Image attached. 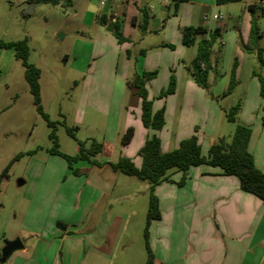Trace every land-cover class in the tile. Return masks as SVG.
Listing matches in <instances>:
<instances>
[{
	"label": "rangeland",
	"instance_id": "1",
	"mask_svg": "<svg viewBox=\"0 0 264 264\" xmlns=\"http://www.w3.org/2000/svg\"><path fill=\"white\" fill-rule=\"evenodd\" d=\"M72 1L74 3L77 0ZM99 1H81L77 10L78 18L83 13L85 19L80 25L78 20L72 17V9L65 5L0 0V39L15 41L27 36L29 48L27 60L40 70L41 104L48 118L54 122V133L60 151L69 155L76 152V140L66 132V126H73L79 140L94 138L104 141L102 152L94 157L96 160L102 158L103 161H107L116 158L121 145L120 138L125 131L122 123L126 111L121 106H129L136 112L140 110V107H137L139 96L126 85L127 79L140 69L156 70L154 77L147 80L145 86L152 106L157 109L165 106L167 109L168 125L163 128V145L166 151L174 147L176 139L179 142L180 139L196 133L202 144V153L206 154L209 145L218 137L223 136L229 141L236 122H246L254 132V139L259 140L263 137L264 99L259 95L258 80L252 71L255 70L264 77V14L258 7H255L252 13L246 7L249 3L255 2L243 3L239 0L232 3L229 10L225 7L219 9L223 18L228 11L233 17L229 21L226 17L215 22L221 29L223 42L219 45L217 40L212 46L210 58L216 66L208 73L207 88H202L191 77V68H188V64L195 56L198 40L206 37L205 34H197L193 45L182 47L180 52L159 51L162 45L160 43L163 41H170L174 46L172 31L177 19L173 16L172 6L167 10L161 8L158 1L154 3L153 13L156 19L151 29L156 31L148 32L141 40L139 38L141 29H137L139 37L132 39L126 46L129 51L127 57L125 46L121 47L113 34L98 22L90 7L85 8L86 2L89 5H96ZM255 1L258 3V0ZM62 2L64 3V0H61ZM262 3L264 4V0ZM116 4L119 2L115 1L114 5ZM243 10L249 21L251 14L254 17L259 37L251 36L250 31L245 32L246 22L241 16ZM213 13L217 14L218 11L211 12ZM82 32L84 34H81ZM259 48L262 62L257 57ZM140 50L145 54H140ZM8 52L3 59L5 67L0 69V168L12 155L18 152L23 154L8 170V189L3 194L4 203H8L14 194L20 198L17 192L24 190L31 182L17 187V179H32L34 172L37 173L39 170L52 175L59 173L60 176L63 174V168L65 166L67 168L64 158L49 156L50 128L35 110L28 84L23 76V66L15 58L13 49H9ZM154 52L164 56L162 58L166 62L161 59L151 69H145L144 67H150L148 64L151 62L145 57ZM118 54L121 55L120 58ZM171 54L175 57L174 63ZM235 60L237 83L230 93L223 95ZM184 63H187V66ZM123 64L128 68L127 78L124 76L126 67ZM170 75H173L175 80L174 93L158 97V94L168 87ZM105 98L107 101H102ZM187 98L191 101H187ZM238 102L239 109L235 121H229L226 118V111ZM130 118L133 119V115ZM31 150H34L32 154L25 153ZM135 153L138 156L137 150ZM168 172L169 177L164 181H172L170 175L179 172V177L173 184L182 187L183 184H178L181 172L174 169ZM67 173L69 174V170ZM115 174L109 180L113 190L103 199L97 210L100 212L103 209L105 212L97 233L106 229L102 228L103 226L108 227L106 223L110 222L112 216L116 222L125 219L123 228L117 229V232L123 239L133 240L134 244L126 251V255L134 259L139 248L140 251L142 249L143 256L145 255L144 226L148 183L119 171ZM97 179L103 180L102 176H98ZM60 181H65L63 176ZM96 183L95 181L94 184ZM85 187V192L91 190L89 184ZM74 200L70 202L71 205H74ZM21 206L22 203L13 208L16 212V224L22 217L27 216L25 223L45 222L47 231L53 226L57 227L52 234L53 237L48 240L50 242L56 239V244H52L47 252L49 260L55 254L58 256V241L63 235L67 238L77 237L73 233V228L70 229V219L48 218V214L38 211L36 207L32 209L35 213L37 211L34 217L32 210L25 211V215L22 216ZM73 207L71 206V210ZM179 211L182 209L179 208ZM110 226L111 224L108 231L111 236L116 229ZM88 229L89 226L83 231L87 232ZM25 234L23 233V236ZM25 241L29 249V242L27 239ZM60 251L62 252L61 249ZM16 252H21V249ZM33 252L31 250V253ZM38 256L41 257L42 253L40 252ZM5 264L27 263L19 257L17 259L13 257ZM113 264H118V258Z\"/></svg>",
	"mask_w": 264,
	"mask_h": 264
},
{
	"label": "crops",
	"instance_id": "2",
	"mask_svg": "<svg viewBox=\"0 0 264 264\" xmlns=\"http://www.w3.org/2000/svg\"><path fill=\"white\" fill-rule=\"evenodd\" d=\"M25 1H27V4L35 3L29 2L30 0ZM81 1L77 0L73 3L72 0H64V3H61V0H59L57 4L71 8L72 17L77 19L82 25L85 14L83 15L82 13L78 18L79 13H77ZM156 1L159 2L161 8L167 10L172 6L171 0H121L116 5H114L115 0H100L99 4L96 5H89L88 2L84 5L85 8L90 7V11L95 14L97 20L98 16L103 14L106 22L113 21L117 24L122 35L128 38L126 41L117 43L121 44V47L122 45L125 46L127 54V44L131 43L132 39L139 37L137 29H140L142 21L141 10L148 14V22L146 29L141 30L139 38L143 40L148 32L156 31V29H151L156 19L153 13ZM237 1L239 0L225 3H217L216 0L178 2L177 11L173 13V16L177 19L172 31L174 46L170 44L172 43L170 41H163V43H160L162 45H160L159 51L173 53L178 50L176 52H180L179 50L182 47L193 45H185L182 42V28L187 25L201 26L205 28L206 32H210L214 30L211 28L218 27V23H215L217 20H223L227 17V21H229L233 17L232 13L228 11L223 18L219 9L225 7L229 10L232 3ZM241 1L243 3L257 2L255 0ZM215 11H218L217 14L222 17L215 18L213 15L216 13L211 14V12ZM241 16L246 22L245 32L249 33V22L251 20L249 21V17L244 13V10ZM101 25L104 26L103 24ZM215 29H218L219 33L218 44L222 45L221 29L220 27ZM206 32L202 34L206 36ZM81 34L84 33L82 32ZM9 49L12 48H5V50L0 48V69L5 67L3 59L9 53ZM140 54L144 55L145 52L140 50ZM120 57L121 55L118 58ZM162 57L164 56H161L158 52L148 55L145 59L148 58L151 61L148 64L150 67L144 68L151 69L159 60L165 61ZM171 58L172 61H175V57L172 54ZM184 64L187 66V63ZM123 66L126 67L125 64ZM212 66L215 67L216 65L212 63ZM142 71L145 70H136V73H141ZM151 71L156 72V70L146 72ZM127 72L128 68L126 67L124 76H126ZM191 77H193L192 74ZM104 100L107 101V98L102 101ZM187 101H191V99L187 98ZM104 106L105 104L103 103ZM153 106L152 109L157 110ZM137 107H140V101ZM121 108L126 111L125 119L122 123L123 127L125 130L129 126L133 127V135L127 144L120 145L118 155L123 154L131 157L134 164L138 166L140 158L135 152L143 144L146 137L154 131L142 125L141 119H138L140 110L136 112L126 105H122ZM132 115L133 119L130 118ZM166 119L167 109L164 106V125L157 131L162 151H166L165 145H163V128L167 124ZM241 124L248 125L244 121ZM211 125L212 123L209 124V126ZM253 135L254 132L251 128L248 149L254 157L255 165L264 173V132L263 137L259 140L254 139ZM176 142H178L177 139L174 147L177 145ZM199 142L201 144L200 139ZM33 152L34 150L26 151L25 153L32 154ZM18 153H21L20 156L23 154V152ZM16 154L12 155L0 168V172ZM53 155L55 154L49 153V156ZM114 160L103 161L101 158L98 160L101 163L100 165L79 160L73 164L78 170L79 174L77 175L71 172L68 165L67 168L63 166V174L60 176L59 173L52 175L40 170L37 173L34 172L32 179L20 178L23 180L20 185L16 182V186L20 187L31 181L24 190L17 192L20 198L14 194L8 203H4L3 200V194L8 189V173L0 177V246L14 238H19L22 242L21 252H16L20 249L14 250L6 259L0 260V264L7 263L13 257H16V259L19 257L27 264H33L31 261L34 264H113L117 258L118 264L145 263L147 256L145 240L144 256L140 248L134 259L126 255V251L130 249L134 242L132 239H123L117 232V229L123 228L125 219L116 222L112 216L110 222L106 223L108 227L103 226L102 228L106 229L97 233L102 225V219L105 217L103 209L100 212L97 210L103 199L113 190L109 180L116 175V171L111 168L109 162ZM14 162L15 160L11 165ZM68 170L69 174L67 173ZM62 176L65 179L64 182L60 181ZM98 176H102L103 180L97 179ZM178 177L179 172H175L170 175L172 181H162L154 186L153 193L158 199L160 217L152 219L148 226L147 245L152 253V261L146 264H264V203L255 195L239 189L237 177L221 174L218 167L206 164L189 167L182 187H176L173 184ZM95 181L97 185L94 184ZM88 184L91 190L85 192V186ZM70 199H75L74 205H71L70 202L72 200L69 201ZM19 202L22 203L20 208L22 216L25 215V211L28 212L34 209L33 207H36L38 211L48 214V218L54 217L56 220L60 218L61 220L70 219V229L73 228V233L77 237L67 238V236L63 235L58 241V256L55 254L49 260L47 252L52 244H56V239L50 242L48 240L53 237L52 234H54V230L57 227L55 226L54 228L53 226V230L47 231L45 222L39 221L37 224L25 223L27 216L22 217V220L16 224V212H14L13 208L17 204L20 205ZM71 206H74L72 210ZM179 208L182 211H179ZM31 213L34 217L37 211L35 213L32 210ZM109 224H111L110 228L115 227L116 229L111 236L108 231ZM87 226H89V229L84 232L83 230ZM23 233H26L25 236H23ZM48 233H50L49 236ZM99 233L101 234L98 236ZM25 239L29 242V249L26 247ZM31 250L34 252L31 253ZM40 252L42 253L41 257L38 256Z\"/></svg>",
	"mask_w": 264,
	"mask_h": 264
},
{
	"label": "trees",
	"instance_id": "3",
	"mask_svg": "<svg viewBox=\"0 0 264 264\" xmlns=\"http://www.w3.org/2000/svg\"><path fill=\"white\" fill-rule=\"evenodd\" d=\"M173 6V13H176L177 4L181 1L189 0H171ZM236 0H216L217 3H225ZM263 0L258 3L247 5V9L252 13L255 7H258L262 14H264ZM29 2H51L57 4L59 0H30ZM142 21L140 29L145 30L148 22V14L141 10ZM250 34L251 36L259 37L260 34L256 31L254 25V17L251 14L250 19ZM98 21L105 26L116 38L117 42L128 40L119 31L115 22H106L103 14L98 16ZM206 32L205 28L201 26L187 25L182 28V42L185 45H190L195 42L197 34ZM206 37L198 40L196 46V53L194 58L189 62L188 68H191L193 80L202 88H207V76L212 66L210 55L211 47L218 38V29L206 32ZM27 36L15 41H3L0 39V48H12L16 59L20 60L23 66V76L28 84L29 92L32 96V103L36 112L46 121L50 128L48 138L51 141V146L48 149L50 154L59 155L67 162L68 168L73 174H78L77 168L73 164L79 160H85L94 165L101 163L96 160L95 155L102 152L104 142L98 141L94 138L79 140L75 135V128L73 126H66V132L76 140V152L73 155L66 154L59 150L57 138L54 133V122L51 121L44 112L41 104L39 75L40 70L33 63L28 62L29 48L27 44ZM220 45V44H219ZM127 54H129L127 50ZM257 57L262 62L261 48L257 50ZM236 60L233 62L229 83L223 95L230 93L236 85L237 80L235 76ZM155 72L142 71L141 73H134V75L127 79L126 85L139 96L140 99V119L145 128L152 129V132L143 144L137 149V154L140 157V164L136 166L131 157L120 154L114 161L109 162L111 168L126 175L135 176L148 183V203L144 226V240L146 246V261L143 264L152 261V253L147 245L148 226L152 219L160 217V210L158 206L157 196L153 193L154 186L169 177V170L174 169L181 172V178L178 184H182L186 178L187 170L191 166L206 164L212 167H218L220 173L223 175H234L238 179L239 189L255 195L264 203V173L259 169L254 162V157L248 149V144L251 136V127L245 124L236 122L234 130L229 141H226L223 136L218 137L213 141L207 153L203 154L201 151V144L196 133L180 139L177 145L168 150H161L160 137L157 131L164 125V107L157 110L152 109V100L148 98L147 88L145 83L154 76ZM252 74L257 77L259 84V95L264 99V77L252 71ZM175 80L174 76L170 75L168 87L162 90L158 97L166 96L174 91ZM239 109V102L229 107L226 111V118L229 121H235V115ZM264 118V115H263ZM133 135V127L126 128L120 138L121 145L127 144ZM21 153L16 154L6 166L1 170L0 177L7 175L11 163L16 160ZM0 260H3L0 258Z\"/></svg>",
	"mask_w": 264,
	"mask_h": 264
},
{
	"label": "water",
	"instance_id": "4",
	"mask_svg": "<svg viewBox=\"0 0 264 264\" xmlns=\"http://www.w3.org/2000/svg\"><path fill=\"white\" fill-rule=\"evenodd\" d=\"M23 180L18 179L17 184H21ZM22 248V242L19 238H14L6 242L0 249V258L6 259L14 250Z\"/></svg>",
	"mask_w": 264,
	"mask_h": 264
},
{
	"label": "built area",
	"instance_id": "5",
	"mask_svg": "<svg viewBox=\"0 0 264 264\" xmlns=\"http://www.w3.org/2000/svg\"><path fill=\"white\" fill-rule=\"evenodd\" d=\"M115 1L120 2L121 0H115ZM213 16H214L215 18H221V17H222L220 14H214Z\"/></svg>",
	"mask_w": 264,
	"mask_h": 264
}]
</instances>
